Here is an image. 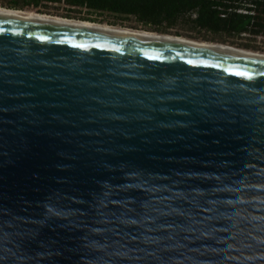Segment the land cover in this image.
<instances>
[{"label": "water", "instance_id": "water-1", "mask_svg": "<svg viewBox=\"0 0 264 264\" xmlns=\"http://www.w3.org/2000/svg\"><path fill=\"white\" fill-rule=\"evenodd\" d=\"M0 264H264V58L0 15Z\"/></svg>", "mask_w": 264, "mask_h": 264}, {"label": "trees", "instance_id": "trees-1", "mask_svg": "<svg viewBox=\"0 0 264 264\" xmlns=\"http://www.w3.org/2000/svg\"><path fill=\"white\" fill-rule=\"evenodd\" d=\"M49 5H62L68 11L85 10L88 15L133 19L160 34L182 29L204 33L222 43L243 37L264 39V0H8L1 8L33 11L27 9Z\"/></svg>", "mask_w": 264, "mask_h": 264}, {"label": "rangeland", "instance_id": "rangeland-1", "mask_svg": "<svg viewBox=\"0 0 264 264\" xmlns=\"http://www.w3.org/2000/svg\"><path fill=\"white\" fill-rule=\"evenodd\" d=\"M7 2L8 0H0V5H2L0 7H4L3 5H5ZM27 10H33L34 12L36 11L39 14H46V15H50L54 17L56 16L59 18H66L70 20L73 19V20H79V21H85V22H90V21H86L82 19L89 18L91 20L96 21V22H91V23L108 25L111 27H117V28H122V29H130V30L147 31V32L156 33L149 29L143 28L142 26L137 24L133 19L120 20L108 14H104L101 16L88 15L85 12V10L68 11V9L62 5H49L46 8H40L38 10H34L31 8ZM175 34H178V37L189 38V39H193L197 41L213 42V43H216V44L218 43L220 45H224L228 47H235V48H239L243 50L259 52V53L264 54V39H261V38L249 39L247 37H243L239 39H232L231 41L222 43V42H219L218 39H214L213 37H210L209 35H205L204 33H195V32H190V31H186L182 29H172L165 35L176 36Z\"/></svg>", "mask_w": 264, "mask_h": 264}, {"label": "bare ground", "instance_id": "bare-ground-1", "mask_svg": "<svg viewBox=\"0 0 264 264\" xmlns=\"http://www.w3.org/2000/svg\"><path fill=\"white\" fill-rule=\"evenodd\" d=\"M0 15L14 16V17L21 18V19L35 20V21L47 22V23L58 24V25L81 27V28L93 29V30L127 35V36L135 35V36H140L141 38H152V39L164 40V41H175L181 44H187V45L199 46V47H207V48H217V49H221V50L232 52V53H239L242 55H249V56L264 58V54L259 53V52H252V51L243 50V49H239L235 47H228V46L220 45L218 43L216 44L213 42L197 41V40H193L189 38L158 34V33L147 32V31L122 29V28H117V27H111L108 25H101V24L73 20V19L70 20L66 18H59L56 16L54 17V16L43 15V14H37L34 11H16V10H9V9L0 7Z\"/></svg>", "mask_w": 264, "mask_h": 264}]
</instances>
